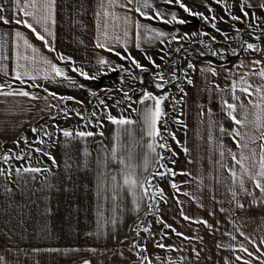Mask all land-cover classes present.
<instances>
[{
  "label": "crops",
  "instance_id": "1",
  "mask_svg": "<svg viewBox=\"0 0 264 264\" xmlns=\"http://www.w3.org/2000/svg\"><path fill=\"white\" fill-rule=\"evenodd\" d=\"M80 2L84 3L83 10H78L77 0H58V22L55 27V38L52 40L56 52L32 35L26 26L13 24L11 27L19 26L28 32L41 51L56 63L67 67L69 74L78 83L88 84L92 88H99L103 84L110 85L112 83H108V81L111 78L122 74L120 69L108 72L107 74H115L107 77L102 83H98L81 77L72 70L70 61L60 60L57 54L63 52L65 55L74 57L77 66H84L93 73L95 60L99 55L108 56L111 61L126 63V66L132 67L131 61L125 62L122 57L96 45V22L93 15L95 0H80ZM154 2L157 8L167 12L177 11L189 23L174 25L168 22L170 16L165 21L141 16L140 19L145 23L153 24V26L168 32L174 31V28H180L181 35L189 29H197L193 27L198 24L190 23L191 14H188L179 5L165 4L163 0H154ZM185 3L196 11L208 10L204 0H185ZM208 3L213 5L215 11L224 10V5L218 3L217 0H208ZM227 4L229 11L236 15H243L239 7L240 0H227ZM150 10L155 12L154 9ZM256 12L260 17H264V10L257 7ZM133 14L139 15L138 13ZM197 17L201 19V17ZM231 20L233 19H228V23ZM263 25L262 20L256 28L257 32H260ZM0 30L8 31L9 26L0 23ZM129 40L128 49L122 45H116L118 50L131 51L132 55L148 65L152 72L158 71L144 55L147 52L148 55L155 57L157 63L163 67L166 79L171 77L170 73L176 70L172 57L181 53V51L177 52L176 48L183 47L186 43H182L187 42V40H170L149 43L145 34L141 41L142 47L138 48L134 31ZM245 41L264 46V39L257 41L255 38H250ZM165 48L171 51V56H168L167 51H163ZM211 54L210 56H187L183 62L185 67L181 69L179 67L181 76L178 81L176 80L173 86L165 87L164 90L154 87V77H151L150 72L142 73L145 77L143 89L147 88L157 94H160L161 91H168L171 96L177 97L175 106L179 114H175L174 122L177 121V117L180 118L179 129L183 133V151L180 153L181 158L177 164L170 167L177 170L178 174L173 178L178 183L179 191L174 189L166 178L157 181V187H163L167 196L166 200L160 199L158 215L162 216L169 224H173L175 229H167L163 223L156 220L158 223L156 221L151 223V232L140 231L137 237L135 230L138 227L137 220L143 221L146 217L144 211L139 214L134 211L132 191L124 186L119 190V198L113 199V176L119 175L120 183L123 184V173L120 170L124 165L112 156L111 149L117 142L116 125L108 121L105 116L103 136L97 134L84 139L77 137L66 144L63 135L60 134L52 137L50 145L47 144L48 137H45V144L36 141L34 145L44 147L46 152L50 149L56 157L55 161L46 153L42 155L34 152L31 147L28 157L13 164V167L17 164L23 166L28 162L34 166L49 165L51 172L44 170L34 175L31 173L22 174L21 177L13 175L7 179L0 175V252L6 254L10 264H82L84 260H90L91 264H133L137 261V257L131 251L133 238H146L148 250L145 254L152 257L153 260L156 259L157 253L165 260L170 254L174 258V264H226L225 257L236 264L234 252L239 249L231 250L227 247H220V245L227 244L243 243L253 251H257L258 255L261 254L251 244L248 237L250 236L261 247H264V202L258 205L253 204V196L241 191L239 199L246 207L244 209L234 207L233 194L229 190L232 181L228 166L239 169V165L232 161L227 152L224 153L223 161L221 160L219 144L223 140L228 147L238 151L239 146L232 136L220 131L221 123L227 129H232L236 125L228 115L226 106L221 102V91L212 82L216 81L222 88L231 85L233 77L229 75L228 69L235 71V66L241 59L245 61L246 65L250 64L253 57L264 59V53L255 50L234 53L229 49L222 53L215 50ZM190 62L196 65L194 69L189 67ZM6 63H8V70L13 72L14 59H9ZM202 66L205 68L215 66L219 75L213 74L211 71H202ZM185 68L188 69L187 75L192 78L194 83L184 80ZM258 69L259 65H257ZM134 71L137 75L141 74V70L138 68ZM247 71V68L235 71V79L239 81ZM11 79L16 78L12 76ZM0 81L11 82L7 80L2 70H0ZM262 82L264 81L258 76L252 77L253 84ZM40 83L56 92L84 100V105L67 100L65 104L71 109L80 107L81 111H85L91 101V96L86 89L72 86L66 78L55 82L45 81L41 78L36 82V87H33L32 83L24 85L30 91H35L41 97L40 99L23 95H0V145L3 142L15 143L18 139L21 140L20 144L22 145L24 144L22 140L24 135L30 139L42 134L43 131L54 132L55 125L61 127L82 126L85 130L91 127V130H97L98 126L95 124L82 125L81 117L75 114L67 116L63 112L65 104L56 108L54 106L55 97H51L50 101L44 100L43 97L48 93L38 86ZM173 89H176V93ZM236 94L244 105L249 104L248 93L241 92L238 87ZM140 95L141 92L134 95L135 101L139 100ZM223 96L229 100L232 99L229 88H224ZM151 103L152 101H149V104ZM237 103L239 104V101ZM46 104L49 105L50 110L45 109ZM108 104L111 106L113 114L123 111V114L132 116L138 121L136 125L128 126L134 131L122 132L121 149L118 155L126 158L129 164H135L137 166L136 174L142 179L150 177L154 172L151 166L148 167L147 173L144 168L146 155L151 162V153L148 148L151 138L147 136L146 128L141 126L140 113L134 112L122 100L119 106L111 99H108ZM97 105L96 109L102 107L98 103ZM133 107L140 108L141 105L133 103ZM164 109L167 115L161 118V122L173 111L171 98L164 101ZM85 112L88 114L92 111L86 109ZM237 114L242 115V109ZM45 125L47 128L44 127ZM33 126L41 129V133H34ZM256 145L259 147V142H256ZM184 147H187L189 151L185 152ZM85 148L88 149L87 155L84 151ZM159 150L161 149L158 146L157 151ZM106 152L107 156H105ZM180 169L187 171L181 173ZM188 172H191V175H188ZM197 177L203 179L200 180ZM181 181L187 183H180ZM247 186L251 189L252 181L249 180ZM105 191H107V200L104 198ZM237 191H240L239 188ZM255 195L260 197L259 189L256 190ZM229 209L233 210L228 211ZM182 211L188 216L208 219L214 229L209 228L202 221L198 222L197 219L192 221L185 219L181 216ZM213 212L215 216L212 215ZM98 213L102 215H98ZM113 218L117 219L115 226L110 222ZM233 220L235 224H233ZM176 229L187 235H177ZM152 232L156 235L152 236ZM229 232L234 235L229 236ZM125 237L128 239L125 240ZM161 237L163 238L162 243L176 245L171 253L167 249L156 246L157 240ZM36 249L39 251H35ZM62 249L72 250L64 252ZM194 249H199V259H197ZM121 251L124 253L123 256L120 254ZM241 255L246 254L241 252ZM177 257L184 259L181 262L175 259ZM256 264H260V261L257 260Z\"/></svg>",
  "mask_w": 264,
  "mask_h": 264
},
{
  "label": "snow or ice",
  "instance_id": "2",
  "mask_svg": "<svg viewBox=\"0 0 264 264\" xmlns=\"http://www.w3.org/2000/svg\"><path fill=\"white\" fill-rule=\"evenodd\" d=\"M218 3L224 5L225 13L227 16L218 17L215 13L213 5L208 3V0H204V3L208 9H211L210 14H205L203 11H196L193 7H190L185 0H163L165 4H176L182 7L188 14L199 16L204 21L208 22L213 29L220 31L226 38L229 40L239 38L242 40L241 33L244 31L240 29L239 25H233L232 31L235 32V37L229 36V32L223 29L218 28L216 21L218 19H231L240 21L245 20L246 18H254L247 20V28L251 29V35L255 37L257 41L264 39V29H261V35H257L256 28L260 25L261 21L264 20V17H260L256 8L259 7L261 10H264V0H240L239 7L243 15H236L234 12L229 11V5L227 0H217ZM79 5L78 10H83L84 3H81L80 0H77ZM94 11L93 15L95 16L96 22V45L100 48L107 49L108 51L114 53L115 55L122 57L125 62L131 61L132 67L126 66V63H117L111 61L108 56L99 55L95 60L94 73L90 72L84 66H77L74 57L70 55H65L63 52L57 53L60 60L70 61L71 68L81 77L87 78L88 80H99L100 76L107 74L108 72H113L116 69H120L122 74L119 76V83L103 84L99 88L89 87L88 84L78 83L73 76L69 74V69L62 66L59 63H56L52 60L51 57L45 55L40 47L33 42L32 38L28 32L22 30L19 26L12 28L13 24L24 25L31 34L44 43L49 49L53 52H56V48L52 43V40L55 38V27L57 25V14L59 11L58 0H0V23L6 24L9 26L8 31L0 30V70L4 71L7 80L0 81V95L5 96H17L23 95L31 97L34 99H40L41 97L35 91H30L24 85L29 83L33 84V87H36V82L41 78L45 81H59L61 78H66V80L74 87L86 89L90 94L91 98L96 101V103L102 105L100 109L93 108L91 113L86 114L85 111H81L80 107L71 109L65 102L67 100H72L78 102L79 105H84V100H80L76 96H69L67 94H62L54 91L51 88H46L43 83H40L38 86L48 93L44 96L43 99L50 101L51 97L56 98L54 106L59 108L61 104H65L63 107V112L67 116H72L73 114L81 117L82 125H97V130H91L89 127L85 130L82 126H64L55 125V131H43L42 134H38L34 137L36 141L40 144H45V137H48L47 144H51V139L53 136H59L60 134L64 137V142L68 144L71 140L78 138L84 139L89 136H96L97 134L103 136V124L104 118L106 116L107 120L113 122L116 125V144L111 149L112 156L115 159L121 161L124 167L120 170L123 173V184L120 183L119 175L113 176V199L119 198V190L124 186H127L128 189L132 191L133 195V204L134 211L139 214L141 211H144V216L157 215L160 223H163L167 229H175L173 224H169L164 220L162 216L158 215L160 199H167L166 194L164 193L163 187H156L154 181L156 177L164 178L168 176L169 178L175 177L178 173L177 170L169 168L167 160L168 158L164 155V149H171V145L168 142L160 144V141L163 140L161 135V118L166 116L167 113L164 109V101L167 98L173 99L175 102L177 97L171 96L168 91H161L160 94L150 91L147 88L140 89L141 95L139 100L135 101L134 95L131 88L125 87L127 80L124 74H127L128 77H131L133 83L136 81L143 82L145 80L143 72H150L151 76L154 77V87L159 90H164L166 87V75L163 67L157 63L155 57L148 55L147 52L144 55L147 57L148 61L156 67L158 71L152 72L148 65L142 63L136 56L132 55L131 51L123 52L119 51L116 45H122L125 49L129 48L130 40L129 37L132 36L133 31L135 32L136 47H142L141 41L144 38L145 34L148 38L149 43H155L156 41L167 42L170 40L182 41V40H191L192 36H210V39L207 41L209 46V51H211L212 42L217 40V37L206 32L204 29H200L198 32H188L185 31L181 35L180 28H174V31L168 32L161 28L153 26V24L145 23L140 19L141 16L150 18L152 20L165 21L170 16L169 23L172 24H184L189 23L188 20L180 16L177 11L173 10L167 12L164 9L157 8L154 0H95L93 5ZM150 9H154L155 12ZM251 9V11H250ZM123 10V11H121ZM22 12V15H21ZM11 13V15H9ZM133 13H138L139 15H134ZM200 43H205V41L200 40ZM251 50L259 51L264 53V46H261L258 43H253L249 41H243L241 46L234 48L232 51L234 53L239 52H248ZM163 51H167L168 56H171V51H168L166 48ZM176 51H181V46L176 48ZM226 49H220V52H224ZM14 59V71L10 72L8 70L7 60ZM174 63H178L174 61ZM257 65L259 69L257 70ZM190 68H195L196 65L190 62ZM140 69L141 74L137 75L134 69ZM247 68L248 71L240 77V80L235 79V71ZM179 69L174 70L170 73L172 79H178L176 72ZM202 71H211L213 74L219 75L217 68L215 66L203 67ZM229 75L233 77L232 84L226 85L224 88H229L232 93V99L229 100L223 96L224 88H222L216 81L212 83L216 85L222 93L221 102L226 106V111L231 117L232 121L235 123V127L232 129H227L220 124L221 133H229L232 136V139L239 146L238 151L228 147L223 140L220 141L219 151L221 154V160L224 159V153L227 152L230 154L232 161L239 165V169L233 166H228V172L231 174L232 185L230 191L233 194V200L235 201V208L244 209L246 206L243 201L239 199L240 192L250 194L253 196V204H260L264 202V82L253 84L252 77L258 76L264 81V59H259L253 57L249 65L245 64L244 60L237 62L235 66V71L233 69H228ZM184 80L188 83H194L192 78L187 75L188 69H184ZM12 76H15L16 79H11ZM239 87L241 92L249 94V104L244 105L240 97L237 96V88ZM117 90L122 94L121 96L117 95ZM184 91L183 89H181ZM110 93L111 95L105 98L101 93ZM108 99L114 100L116 105L119 106L121 99L128 105L129 108H132L134 112L140 113L142 117L141 126L146 128L147 136L150 137V142L148 143V148L151 153V162L149 157L145 156V173L148 171V167L151 166L152 170L156 173L155 176L147 177L142 179L136 174V165L129 164L127 159L118 155V152L121 149V134L125 131H134L128 126L136 125L138 121L132 116L123 114V111L119 114H113L111 106L108 104ZM149 101H152L149 104ZM239 101V104L237 103ZM182 102V101H181ZM133 103H138L141 105L140 108L133 107ZM175 107V103L173 105ZM46 110H50L48 104L45 105ZM242 109V115H238V111ZM209 111L211 109L209 108ZM99 117V119H97ZM178 122L180 118H176ZM163 123L167 125V121L164 120ZM47 128V125L44 126ZM34 133H41V129L36 126L32 127ZM165 133L170 136H175L174 132H171L170 129L165 128ZM22 140L25 144H29V138L27 135L22 137ZM179 143V141H177ZM256 142H259V147H257ZM17 145L21 143V140L18 139L15 141ZM161 150L157 151V147ZM183 146V145H182ZM33 151L40 154H47L53 161L56 160V157L53 155L52 151L49 149L46 152L44 147H38L32 145ZM85 154L87 155L88 149L85 148ZM184 151L188 152L189 149L184 147ZM25 151L19 152L17 155L13 156L12 150L5 151L0 153V161H3V164H0V175H3L5 179L10 176L21 177L22 174H35L41 173L44 170L51 172V166L49 165H33L31 162L24 164L23 166L17 164L13 167L14 160H21L25 156ZM31 155V154H29ZM131 155V154H129ZM107 156V152L105 153ZM189 159H191L189 157ZM174 163V161H173ZM158 169H162L158 170ZM186 169H180L179 172H186ZM191 175V172L187 173ZM197 179L202 180V177H197ZM252 181V188L249 189L247 186L248 181ZM180 183H187L186 181H181ZM152 187H149V186ZM171 185L174 189L178 188V183L175 179H171ZM239 188L240 191H237ZM259 189L260 197H256V190ZM99 196V192L97 193ZM160 197V199H157ZM105 200H107V191H105ZM178 198V197H177ZM231 203V202H230ZM146 206V210H145ZM183 207V205H181ZM223 210V209H222ZM229 209L228 211H232ZM98 215H102L98 213ZM215 216V213H212ZM181 216L185 219L192 221L197 219L198 222H203L209 228L214 226L210 221L204 217H192L188 216L185 212H181ZM111 224L116 225L117 219H111ZM235 224V221H232ZM107 223V221H106ZM138 227L135 229L137 237L140 234V231L151 232V222L147 223V227L143 221L137 220ZM163 231V230H162ZM176 234L179 236H186L185 232L175 230ZM170 234V233H167ZM156 234L152 232V236ZM229 236H233L232 232L228 233ZM247 235V233H244ZM125 240L128 237L124 238ZM162 237L159 238L156 242V246L159 248H164L171 253V250L176 248L175 244H164L162 243ZM248 239L251 241V244L255 246L256 249L261 253L257 254V251H253L250 247L243 243L237 244H227L220 245V247H227L231 250L239 249L234 252L236 258V264H256L257 260L260 261V264H264V247L250 236ZM50 250H60V249H50ZM72 249H62L64 252L71 251ZM77 251L79 249H76ZM95 250V249H93ZM148 250L147 240L145 239H136L133 238L131 241V251L137 257V261L133 264H174V258L169 254L167 260L161 257L158 253L156 254V259L153 260L152 257L146 255L145 253ZM18 251V250H17ZM35 251H39L36 249ZM197 253V259H199V249H194ZM241 252L246 255H241ZM123 256V251L120 253ZM178 261H183V257L175 258ZM226 264H233L232 260L228 257L224 258ZM0 264H10L9 260L6 258L4 252H0ZM82 264H91L90 260H84Z\"/></svg>",
  "mask_w": 264,
  "mask_h": 264
},
{
  "label": "rangeland",
  "instance_id": "3",
  "mask_svg": "<svg viewBox=\"0 0 264 264\" xmlns=\"http://www.w3.org/2000/svg\"><path fill=\"white\" fill-rule=\"evenodd\" d=\"M208 10H199V11H203V12H205V14H210L211 11L210 10L208 11ZM215 13L218 17L227 16V13H225V10H217V11H215ZM228 19H231V17H228L227 19H218L216 21L218 28L223 29L225 31H228L229 36L235 37V32L232 31V28H233V25L238 24L240 29L244 30L241 33L242 40L239 38L229 40L220 31H216L215 29H213L208 22L204 21L201 18L200 19L201 22L196 27H193V28H197V29H189L188 32H194V31L198 32L200 29H204L206 32L210 33L211 35L216 36L217 40L212 42L211 51H209V46L207 44V41L210 39V36H192L191 40H187V42L182 43V44L186 43V45L181 47V53L180 54L177 53V55H176L177 57L175 55H174V57H172L173 66H175L176 69H179V67L181 69V68L185 67L183 62L186 60L187 56L188 57H193L195 55H200V56L209 55L210 56V55H212L211 53L214 52L215 50L220 52V49H226V50L230 49L232 51L234 48L239 47L240 43H243V41L249 40L250 38H255L251 35L252 30L247 28V20L248 19L240 20V21L231 20L230 23H228V21H227ZM263 23H264V20H263ZM262 29H264V25H263ZM256 32H257V30H256ZM257 35H261V31L257 32ZM200 40L205 41V43H203V44L200 43L199 42ZM173 49H175V48L173 47ZM177 60H178V63H174V61H177ZM176 75H177L178 79L181 76L179 71H178V74H176ZM125 76H126V80H127V83L125 85L126 89L131 88L133 90L132 93H130V94L136 95L137 93L140 92V89H143L144 81L140 82V83H138V81H136L135 83H133L131 80V77H128L127 75H125ZM118 78H119V76L113 77L108 81V83L110 82L112 84L113 83L118 84L119 83ZM178 79H172V77H168L166 79L168 81V83H166V88L170 87L171 85L173 86L175 84L176 80L178 81ZM173 90L176 93V89H173ZM101 95L105 96V98L107 99V97L110 96L111 94L110 93L106 94V93L102 92ZM117 95L122 97V94L119 93L118 90H117ZM121 100L123 101V99H121ZM174 103L176 105L177 100L174 102L173 99H171V107H172L173 111H171L170 115L167 118L163 119V121L164 120L167 121V125H165L163 123V121L161 122V135L163 136V140H161V144H163L166 141L171 145V149L174 150V151H171L168 149L163 150L165 157L168 158L167 163H168L169 168H171L170 166L175 165V163L177 164V162L181 158L180 153L183 151V146H182L183 133H181V130L179 129V125H180L179 122L178 121L174 122L175 121L174 120L175 114H179L176 106L173 107ZM93 108H95V109L98 108V105H97L96 101L91 98V101L88 103V106L85 108V111H86V109L92 111ZM165 128H168V129H170L171 132H174L175 136H170V135L166 134L164 131ZM177 141H179V143ZM35 142H36V140L34 138L29 139V144L24 143L22 145L21 144L17 145L13 142L12 143L3 142L0 145V153H3V152L8 151V150H12L13 156H15L19 152L26 150L25 156H24V158H26V157H28L29 150H31V147H32V145H34ZM18 161H20V160H14L11 163L14 164L15 162H18ZM173 161H174V163H173ZM0 164H3V161H0ZM158 170L162 171V169H158ZM155 175H156V173L153 172V174L151 176H155ZM164 178H166L170 182H171V179H174L173 177L169 178L168 176H165ZM160 179H163V178L156 177V179L154 181V184L156 187H157V181ZM149 187H152V186L150 185ZM157 199H160V198L157 197ZM156 220H158L157 215H150V216H147L143 220V222L145 224V227H147V223L149 221L152 223ZM158 222H159V220H158Z\"/></svg>",
  "mask_w": 264,
  "mask_h": 264
},
{
  "label": "water",
  "instance_id": "4",
  "mask_svg": "<svg viewBox=\"0 0 264 264\" xmlns=\"http://www.w3.org/2000/svg\"><path fill=\"white\" fill-rule=\"evenodd\" d=\"M199 22H200V19L197 16L191 15V21H190L191 24H199ZM114 74L115 73H109V74H106V75L111 76V75H114ZM102 80H103V78H102Z\"/></svg>",
  "mask_w": 264,
  "mask_h": 264
},
{
  "label": "trees",
  "instance_id": "5",
  "mask_svg": "<svg viewBox=\"0 0 264 264\" xmlns=\"http://www.w3.org/2000/svg\"><path fill=\"white\" fill-rule=\"evenodd\" d=\"M101 77L103 78V80ZM101 77L99 78V80H95V82L102 83V81H104L107 77H109V75H103Z\"/></svg>",
  "mask_w": 264,
  "mask_h": 264
}]
</instances>
